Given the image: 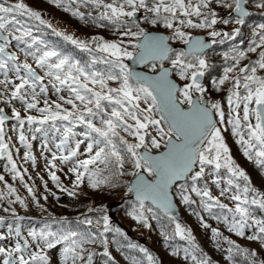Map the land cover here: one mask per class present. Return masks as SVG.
I'll return each mask as SVG.
<instances>
[{"label": "snow or ice", "instance_id": "snow-or-ice-1", "mask_svg": "<svg viewBox=\"0 0 264 264\" xmlns=\"http://www.w3.org/2000/svg\"><path fill=\"white\" fill-rule=\"evenodd\" d=\"M52 2L82 20L85 14L79 10L80 5L102 9L97 16L88 13V17L100 27L106 26L100 22L107 21L118 38L110 41L94 36L85 41L56 32L91 55L90 61L82 64L35 34L40 25L52 27L39 11L23 0H0V103L11 106L19 101L26 113L22 116L12 106L9 116L0 107V158L6 157L8 161L4 170L14 181L19 180L37 207L47 211L33 187L25 182L10 144L5 141L4 125L14 119L20 129L19 142L28 149L23 159L33 165L36 157L23 130L25 123L30 126L29 131L58 134V142L53 144L55 151L47 142L43 149L51 157L45 156L48 176L62 191L68 190L52 170L57 169V161L71 165L67 172L74 177V188H79L85 179L89 187L96 189L119 176H130L133 179L127 192L138 207L129 215L145 227H151L149 219H167L174 225L172 236L189 240L191 247L199 251L192 230L183 227L175 214L179 203L193 209L201 226L210 229L214 239L221 237L219 229L211 227L193 206L239 237L264 241V218L255 215L256 208L264 211V192L251 187L249 176L232 158L222 134L230 127L243 155L257 166H264V75L258 74L264 72V31L257 34L259 42L253 41L247 52L238 50L231 57L225 54V61L231 58L232 64L224 67L221 77L211 79L208 85L204 82L211 67L207 50L240 35L239 28L231 33L216 29L217 24L228 25L230 19L220 17L211 5L216 3L228 9L229 17L234 12L235 23L243 25L249 14V0H68V6H64L63 0ZM73 4L75 8L71 7ZM256 7L264 9V0H259ZM138 14L155 31L141 26ZM260 27L264 29V25ZM197 29L205 31L210 42L195 35ZM258 49V58L241 66V60ZM100 65L103 67H97ZM226 84L230 87L225 107L210 96L213 90H224ZM50 89L57 100H50ZM62 92L67 95H61ZM33 110L39 116L29 114ZM33 125L38 126L33 129ZM32 139H36L35 135ZM16 151L19 153V149ZM0 183V201L8 205L0 204L3 211L16 216L13 204L28 207L4 175H0ZM222 184L225 186L221 187ZM212 186L218 195H213ZM44 187L47 189V182ZM68 195L76 193L69 191ZM222 197L232 201L233 206L223 203ZM214 209L221 211L214 214ZM52 224L59 227L53 229ZM93 224L87 216L76 221L62 217L45 223L39 231L29 230L27 236H22L19 228L14 235L0 234V241L14 239L11 246H0V264H50L48 252L57 248L60 264H95L97 255L112 260L106 238L100 241L104 246L102 253L86 247L97 240V232L91 230ZM95 224L102 228L100 237L110 231L121 232L110 227L107 215L97 218ZM161 234L166 241L172 238L163 230ZM224 240L232 246L227 250V260L233 261L235 249L249 264H257L255 250L241 249L227 237ZM139 251L147 264H156L146 248L140 247ZM183 251L184 259H191L193 264H211L206 256L201 259L187 248ZM171 254L179 255L180 250L173 249ZM129 259L131 264H143ZM259 264H264V260Z\"/></svg>", "mask_w": 264, "mask_h": 264}, {"label": "trees", "instance_id": "trees-1", "mask_svg": "<svg viewBox=\"0 0 264 264\" xmlns=\"http://www.w3.org/2000/svg\"><path fill=\"white\" fill-rule=\"evenodd\" d=\"M11 2H15V0H11ZM23 2L29 7H31L33 10L39 11L42 15V18L48 21L52 25L51 28H48L45 25H40L39 26L40 31L35 34L40 36L49 46L56 48L57 50L61 51L63 54L69 55L73 57L74 59L80 60L82 64H87L91 59V55L87 51H82L75 45H72L69 41H65L63 39V36L56 35L55 33L59 31L56 25L52 24L51 20L56 19L60 21V23L64 27V31H60V32L66 35H72L75 38L80 39V40L88 41L87 38L91 35L96 36V37H103L104 39L110 40V41L116 40L118 38V33L115 32L113 26L108 24L107 21L100 22L106 25L104 27H100L96 23H93L91 19L88 17V13H91L93 17L97 16L99 12L102 11V9H95L91 5H88V6L80 5L79 10L85 14V19L82 20L76 16H73L71 12L64 11L63 6L58 7L55 3L52 2V0H23ZM63 2H64V6H68V0H63ZM35 4H37V6ZM211 6L213 9L217 11L218 15L221 13H225V9L221 7L218 8V6H216V3H213ZM71 7L75 8L76 5L73 4L71 5ZM44 12L45 13L47 12L55 13L56 15L44 16L43 15ZM21 19L27 20L26 17H22ZM228 19H231V18H228ZM249 19L250 18H248L247 21L243 25L240 26V35L237 36L235 40H226L225 43L223 44H220V43L214 44L207 50L208 61L211 67L209 68L208 73L206 77L204 78V82L206 85L209 84V81L211 79H217L221 77L223 74L224 67L232 64L231 58L225 61L224 59L225 54H228L229 57H231L232 55H235L236 51L238 50L247 52V48L253 41L258 42L257 34L253 36V33L255 31L252 32V29L249 26V22H248ZM30 23H38V22L30 21ZM220 27L222 28V30H220L219 28H217V30L227 31L231 33L228 27H226L224 24H222ZM262 31H264V29H261L260 32ZM74 32L78 33V35L75 36ZM259 51L260 49L257 50V53H248L247 58L241 60V66L255 61L258 58ZM97 67H103V66L100 65ZM258 74L264 75V72H258ZM228 87H230V84H226L224 86V90L220 92H216L214 90L211 92V97L217 98L218 101H220L222 104L225 105V107H226L225 97L227 94ZM61 95H67V93L62 92ZM49 98L50 100H57V96L52 93L51 89L49 90ZM77 131H79V129H77ZM224 133H226L224 136L228 137L230 143L234 144V148L242 153L241 155L240 154L238 155L239 157L238 162L240 166L242 167V169L249 176L250 181H251V187H254L259 192H264V166H257L254 160L250 161L247 158L242 157L243 151L240 145L236 143L235 137H233V135L231 134L230 127H229V130L225 131ZM232 137L234 138L235 141H233ZM242 158H245V160H242ZM243 166L245 168H243ZM6 173L10 174L8 172ZM104 174L107 175L106 172ZM222 174H223V170H222ZM69 177H71V179ZM131 178L132 177L130 176H119L118 178L114 179L111 182V184L101 185L99 188H96V189L89 187L87 184V180L85 179V182L79 188H74L72 184V179H74V177L72 176V174L69 173L67 178H65V184L67 185V188L69 189V191H74L76 193V195L73 197H76V196L78 197L79 195H81L84 189H87L88 191L92 193L96 192L95 198L90 197V196H84L81 202L78 203L76 206H73L72 208H66V205L58 202L56 195H52L54 196V198L52 197V199L48 197L47 200H44L43 197L46 195L42 194L43 191L36 188L33 185L34 187L33 189H34V193L36 197L39 199L40 204L43 205V208L47 209V211H43L40 207L36 206V204L32 200L31 194H29L27 190L21 186L20 183H17V184L14 183L13 186H15V188L17 189L18 195H20L21 198L25 200L28 207L27 208L24 207L23 208L25 209L24 211L20 208L16 209V212H17L16 216H13L11 212L2 211L4 214L0 215V217H3V222L0 223V234L9 235V233L11 232L14 235L15 230L19 228L22 236H27V232L29 230L35 229L39 231L40 229L44 227L45 223H51L54 218L60 219L63 217V218H67L70 221H76L77 219H83L85 218V216H87L89 218H92L94 221V224L91 230L93 232H97L96 243H94V245L88 244L86 246L89 250H90V247H92L93 248L92 250L95 252H98L99 250H102V249H103L102 251H104V246L100 241L106 238L108 241V251L111 257L113 258L112 260H108V257H102L104 259H107V264H121V262L126 263V264H131V259L129 258H135L137 260L142 261L143 264H147L144 254L139 251L140 247L145 248L144 245L140 244L137 240L130 238L123 230H121L114 223H109L110 227L112 229L119 228L121 232L117 233L114 231H110L108 233H105L104 237H100L98 233L99 231H102V228L98 227L95 224V220L97 218H100L106 215L105 207L103 205L105 201L123 199L119 207V214L124 218L123 222L125 223L128 222L130 226L132 227H133L134 222L136 223L135 225H142L138 221L133 220L132 217L129 215V213L132 212L133 208L138 207L137 202L130 199V194L127 192V185L130 182ZM9 184H11V182H9ZM224 186L225 185L223 184L221 185V187H224ZM0 189H3L2 183H0ZM215 189H216L215 186H212L213 195H218V192L217 193L214 192ZM4 190L6 191V189ZM97 194H99V196H97ZM68 196L72 197L70 195ZM221 200L223 203H227V204L230 203L229 204L230 207L233 206V202L228 200L227 197H222ZM0 204H3L4 207L8 206L6 201H0ZM179 206H180V209L184 212L185 218L187 217L189 221L197 220V222L200 223V220L198 219V217L193 213V209L183 204H179ZM12 207L14 208V204L12 205ZM193 207L195 211L199 212L200 215L205 218V221L207 223L211 221L213 223H219L223 225V227L224 226L227 227L225 224L212 219V217L207 212H204L198 206H193ZM89 208L96 209V210L89 212L88 211ZM220 211H221L220 209L213 210L214 214H218ZM20 212L31 214L32 217L31 218H19L17 217V214ZM225 214L231 216L230 213L225 212ZM255 215L259 218H264V211H261L258 208H256ZM187 219L185 220L186 222H187ZM148 222L151 225V227H146V228L154 237H156V240L154 241L160 242L166 251L171 250L172 252L173 249L180 250L179 256L174 255L175 257L182 258L181 256H183L182 254H184L183 250L187 248V246H185L186 244L189 245L190 251H193L191 244L187 243V241L189 242V240L181 239L179 236H172L174 225L169 223L167 219L163 220L162 222L149 219ZM208 224L211 225V223H208ZM190 226H193V225L187 223V225L183 227L189 228ZM58 227H59L58 225L52 224L53 229H56ZM132 227L130 228L132 229ZM162 230L166 232L172 238L166 241L164 235L161 234ZM121 233H123V235ZM229 233L231 235H235V233L233 232H229ZM249 234H251V232ZM197 236H199V234H197ZM250 242L262 243L261 241H250ZM129 244H136L139 247L130 248L128 247ZM250 247L253 248V250L256 249V252H257L256 260H257V264H259V261L264 260V247L262 246H255V247L250 246ZM146 249L148 250V248ZM152 251L149 248L148 252L150 253ZM49 252H51L52 254H50ZM49 252H48V255L50 254L49 256H50L51 264H55V263L60 264L58 248L50 250ZM157 260L158 258L156 257L155 261ZM184 261L190 262L191 260H183V262ZM156 264H160V263L157 261ZM232 264H249V261L248 259L245 258V256L242 253H237L233 255Z\"/></svg>", "mask_w": 264, "mask_h": 264}, {"label": "rangeland", "instance_id": "rangeland-1", "mask_svg": "<svg viewBox=\"0 0 264 264\" xmlns=\"http://www.w3.org/2000/svg\"><path fill=\"white\" fill-rule=\"evenodd\" d=\"M35 5L37 6V4H35ZM216 6H217V4H216ZM43 14L45 16H47V15H51V16L56 15L55 13H48V12L47 13L44 12ZM139 15L140 14H138V16ZM51 22H52L53 25L54 24L56 25V27H57L59 32L60 31H64V27L62 26L60 21L54 19V20H51ZM140 23H141V26H144L146 28L151 29L150 25H146L145 24L142 15H140ZM217 28H219L218 25H216V29ZM151 30H155V29H151ZM68 32H70V31H68ZM200 33L207 35V33L205 31H201L199 29L194 31V34H200ZM258 33H260V30L256 29L255 32L253 33V36L258 34ZM77 35H78V33H75V36H77ZM92 37H94V36L91 35L87 39L90 40ZM210 98H213V97L210 96ZM40 99H41L40 106H43V97H41ZM213 99L218 100L217 98H213ZM15 105H16L17 110H19L21 112V115L24 116L26 113H25L22 105L20 104V102L16 101ZM29 114H31V113H29ZM36 114H38V116H39V113L36 112L35 115ZM15 128H16L17 131H15V133H14V141H15V145L18 146L19 153L16 152L15 154H12V155H13L14 161L16 162V164L18 166V169L21 171L22 174H24L25 182L28 183L29 186L33 187V185H34L36 188H38V189L43 191L42 194L46 195L47 197H49L51 199H52V197L54 198V196H52V194L55 193V195L57 196L56 197L57 201L60 202V203H63L64 205H66V208H72L73 206H76L78 203L81 202V200L83 199L84 196H90V197H93V198L96 197V192L92 193V192L88 191L87 189H84L82 191L81 195H79L78 197L77 196L76 197H73V196L69 197L68 196L69 189L67 188V185L65 184V178H67V176L69 175V173L67 172V169H68V167L71 166L70 164L64 165V164H61L59 161H57V169H61L62 168L63 171H59L57 169H52L53 171H56V174L58 176H60L61 184H62L63 188L67 189L68 191H62L61 188H57L56 185L51 181L50 177L48 176V168H47V162L45 160V156H47L49 159L51 157H50V154L43 149V144L45 142H47L48 143V147L52 148V150L55 151V148L53 147V144L55 142H58V134H56L53 131H48L47 133L29 131V130H27V124L25 123L23 130H24V133L28 134L29 137H30L29 140L27 138V141H28V143H30L32 145L31 150L33 149L32 151L34 152L35 157H36L35 165H33V163L31 161H25L23 159L24 152L27 151L28 149H26L19 142L18 133H19L20 129H19L18 125H16ZM224 132L222 133L223 136L226 134ZM32 135H35L36 139H32L31 138ZM233 137H235V136H233ZM224 139H225V143L227 144V146L229 148V151H230V154H231L232 158L234 160H236L237 161V162L235 161L236 164H238L240 166V164L238 162V158H239L238 155L239 154L241 155L242 153L234 148V144L230 143V141H229L227 136H224ZM235 139L237 140V137H235ZM233 141H235L234 138H233ZM242 157H245V156L243 155ZM245 158H242V160H245ZM7 162H8L7 159H6V161H0V163H1L0 171L2 172L1 175H4L5 180L8 183L11 182L12 185H14V183L15 184L20 183L18 179L14 181L12 179V176L10 174H7L6 171L4 170L5 169V165H7ZM240 168H242V167L240 166ZM243 168H245V167L243 166ZM25 169H27L26 173L24 172ZM41 178H43V179H41ZM131 179H130V181H131ZM45 182H47V189L44 187V183ZM21 186L23 187L22 184H21ZM214 192L217 193L218 191L215 189ZM97 196H99V194H97ZM116 201L119 202V205H118V207L116 209L117 221L110 220V218L108 216V213H107V210L105 209L106 215L109 218V223L116 224L130 238L137 240L140 244L144 245L145 248H148V250H149V248L151 249V251L153 250L152 252H150V254L154 257L155 260H156V257H157L158 258L157 261L160 264H183V263L184 264H193L192 261H190V262H185L184 261L183 262V260H186V259H184V254H182L183 255V256H181L182 258H179V257H175L174 255H172L171 254L172 253L171 250L166 251L164 249L163 245L160 242L154 241V240H156V237H154L147 230L146 227H144L142 225H135L136 223L134 222L133 223V227L134 228H133L132 226H130V224L128 222H126V223L123 222L124 218L119 214V207H120V204L123 201V199H120V200H117V199H115V200H107V201L104 202L103 205L105 207V205L107 203L116 202ZM228 204H230V203H228ZM177 205L179 207L178 212H179V214L182 217L181 220H179L181 225L182 226H186L187 223L193 225V226H190L189 228L192 230V235L195 237V244L198 245L199 251H195L194 249H193V251H190L189 245L186 244L185 246H187V248L189 249L190 253L197 255L201 259L204 256L208 257L212 264H230V263L232 264V261H229V260L226 259V257L229 255L227 250H228L229 247H232V246L229 245L228 243H226V241L224 240V237H227L229 240L234 241V243L236 245H239L241 249H248L250 251L253 250V248H251L250 246L255 247V246H261L262 244H264V241H261L262 243L250 242L246 238H242V237H239L237 235H231L228 232V228L227 227H225V226L223 227V225H221L219 223H213V222L209 221L208 223H211L213 228H218L220 233L222 234L220 238L214 239L210 229L203 228L201 226V223H198L197 220L196 221H194V220L189 221L187 219V217L185 218L184 212L180 209V206H179L178 203H177ZM14 208H15V210L18 209V208L22 209L23 211L25 210V209H23L24 207L21 206L19 203L14 204ZM2 211L3 210L0 209V215L4 214ZM186 219H187V222L185 221ZM122 226L125 227L128 230L129 234L126 232L127 230L125 231L123 229ZM130 227H132L133 230ZM249 233L250 232H248V234ZM197 234H199V236H197ZM4 235H6V234H4ZM140 238L144 239L143 243L139 241ZM13 243H14V239H9V240H6V241H0V246H11ZM187 243L191 244L190 241L189 242L187 241ZM217 245H219V246H217ZM92 249L93 248L90 247V250H92ZM102 250H99L97 253H101ZM254 250L256 251V249H254ZM49 253L52 254L51 252H49ZM201 253L203 255H201ZM234 254H237L235 249H233L232 255H234ZM102 257L103 256L97 255L96 258H94L95 264H105L107 259H104ZM187 260H191V259H187ZM50 264H51V262H50ZM55 264H58V263H55ZM121 264H126V263L121 262Z\"/></svg>", "mask_w": 264, "mask_h": 264}, {"label": "flooded vegetation", "instance_id": "flooded-vegetation-1", "mask_svg": "<svg viewBox=\"0 0 264 264\" xmlns=\"http://www.w3.org/2000/svg\"><path fill=\"white\" fill-rule=\"evenodd\" d=\"M258 2H259V0H249V4L247 5V11H248L249 14H248V16L245 17V22L247 21L248 18H250L248 20V22H249V26L252 29V32L255 31L256 29H259L261 31V27L260 26L264 25V9L256 7V4ZM217 6H218V8H220V6L218 4H217ZM228 12H229V10L225 9V13L219 14L220 17L231 18L230 19V23L228 25H225V26L228 27V29L231 32L235 28H239L240 29L241 25L235 23V20L237 18L236 15L232 13V16L229 17L228 16ZM221 25H222V23L220 25H218L220 30H222V28L220 27ZM222 32H225V31H222ZM12 50L15 51L16 49L13 48ZM15 104H16V101H14L13 105H11V106L3 104V103H0V107H3L4 110H5V113L7 115L11 116V107L12 106L16 107ZM35 113H36L35 110H33L31 112L32 115H35ZM35 116H38V114H36ZM16 125H18V124H17V122L14 119H10L4 125V129H5V133H6L5 141L10 144L12 154H15L17 152L16 149H18V146L15 145V141H14V133H15V131H17L16 128H15ZM31 127L34 129L35 127H37V125H33ZM29 128H30V126L27 124V130H29ZM25 136H26V138H28V140L30 139L28 134H25ZM9 137L11 138L10 140H9ZM32 137H33V135L31 136V138ZM32 154L35 155L34 152H32ZM6 159H7L6 157L0 158V161H6Z\"/></svg>", "mask_w": 264, "mask_h": 264}, {"label": "water", "instance_id": "water-1", "mask_svg": "<svg viewBox=\"0 0 264 264\" xmlns=\"http://www.w3.org/2000/svg\"><path fill=\"white\" fill-rule=\"evenodd\" d=\"M233 14H235V13L233 12ZM235 15H236V14H235ZM139 16H140V15H139ZM152 31H155V30H152ZM195 35L204 36V38L206 39V41H209V42H210V38H209L207 35H205V34L200 33V34H195ZM126 62L129 63V65H130L131 67H134L136 70H140L139 66L131 65V62H130V61H126ZM132 179H133V178H132ZM132 179H131V180H132ZM130 198L133 199V200H135L134 197L131 196V195H130ZM118 205H119V202H117V201H116V202H109V203H107V204L105 205V209L107 210V213H108V216H109L110 220L117 221V217H116V209H117ZM178 209H179V207H178V205L176 204V207H175L174 211H175V214H176L177 217H178V220H181L182 217H181V215L179 214ZM18 215H19L20 217H28V216H30L29 214H26V213H19ZM122 227H123V226H122ZM123 229H124L125 231L127 230L125 227H123ZM126 232L129 234L128 230H127ZM139 241L143 243V242H144V239H143V238H140Z\"/></svg>", "mask_w": 264, "mask_h": 264}]
</instances>
